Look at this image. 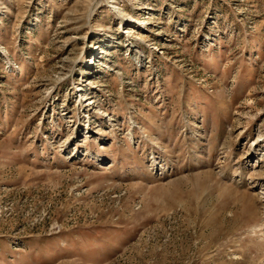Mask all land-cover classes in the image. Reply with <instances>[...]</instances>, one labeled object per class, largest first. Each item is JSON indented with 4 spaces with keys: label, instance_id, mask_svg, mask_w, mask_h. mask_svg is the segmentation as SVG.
<instances>
[{
    "label": "rangeland",
    "instance_id": "1",
    "mask_svg": "<svg viewBox=\"0 0 264 264\" xmlns=\"http://www.w3.org/2000/svg\"><path fill=\"white\" fill-rule=\"evenodd\" d=\"M0 264H264V0H0Z\"/></svg>",
    "mask_w": 264,
    "mask_h": 264
}]
</instances>
